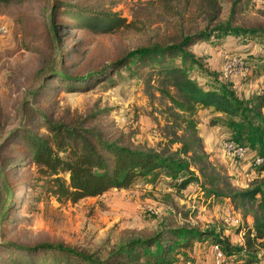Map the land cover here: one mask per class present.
Returning a JSON list of instances; mask_svg holds the SVG:
<instances>
[{"label":"rangeland","instance_id":"rangeland-1","mask_svg":"<svg viewBox=\"0 0 264 264\" xmlns=\"http://www.w3.org/2000/svg\"><path fill=\"white\" fill-rule=\"evenodd\" d=\"M220 1L222 22L264 30V0H244L236 13L234 0ZM62 2L80 12H117L130 25L114 33L94 34L66 23L75 18L60 9ZM0 21L9 29L6 36H0V264H16V255L8 252L9 248L42 243H65L106 259L130 240L177 227L210 231L229 237L234 246L243 244L244 234L237 229L242 227L245 232L252 217L245 216V209L237 208L230 197L213 194L214 187L203 178L181 189L180 181L164 172L155 181L144 178L128 190H110L103 197H88L74 204L60 203L46 193L45 178L38 174L20 135L24 129L46 135L42 126L46 116L55 123L94 128L109 141L135 148H179V143L172 145L171 141L189 138L191 131L183 122L179 126L173 123L172 103L159 91L157 75L149 85L146 76L110 68L141 47L173 45L186 35L205 30L196 2L179 1L170 7H163L158 0L0 2ZM226 40L222 47L203 43L188 48L201 64L192 66L194 76L205 86L228 85L252 110L250 100L264 89V37L250 38L244 44L232 35ZM212 41L220 42L219 38ZM224 52L242 55L250 64L248 74L224 80ZM60 72L67 77L94 76L75 80L68 87L65 80L58 79ZM108 75H113L115 86L104 80ZM262 113L264 117V108ZM250 114L242 112L233 118L200 106L191 116L185 114L197 125L209 163L229 176L220 184L224 192L264 186L261 167L250 174L242 169V163L249 164L258 155L264 157V145L256 144L264 136V121H251L247 118ZM245 122L254 130L247 141L257 150L249 148L248 157L230 167L221 141ZM230 217L241 218L242 225L227 221ZM195 242L193 247L179 248L173 264H216L215 241ZM158 249L154 246L151 251ZM236 258L227 256L226 264H244ZM141 264H149L146 256Z\"/></svg>","mask_w":264,"mask_h":264},{"label":"trees","instance_id":"trees-1","mask_svg":"<svg viewBox=\"0 0 264 264\" xmlns=\"http://www.w3.org/2000/svg\"><path fill=\"white\" fill-rule=\"evenodd\" d=\"M13 1L24 0H0L3 3ZM158 1L163 7H170L179 1L196 2L206 22L205 30L186 35L179 43L173 45L156 43L141 47L118 60L110 70L119 72L126 68L132 75L141 78L146 76L145 81L149 85L157 75L160 79L159 91L172 103L169 109L173 123L179 126L183 122L191 131L189 138L172 140V145L180 144L175 150L170 148V145L160 151L135 148L109 141L94 128L55 123L44 116L42 126L48 131L46 135L26 129L20 132L26 144V153L37 166L40 177L45 178L46 193L60 203L74 204L88 197H103L110 190L129 189L143 178L155 181L164 172L180 181L178 186L181 189L194 181L200 182L203 178L214 187L211 190L213 194L230 197L237 208L245 209V216L252 217V224L247 226L245 232L241 230L242 227L237 229L239 233L244 234L243 244L234 246L229 237L210 231L177 227L157 232L150 237L130 240L106 259L65 243H42L31 247L15 245L9 248L8 252L16 255V264H141L145 256L149 264H173L174 254L179 248H190L194 246L195 241L208 239L220 243L229 260L237 257L236 260L244 264H264V186L258 185L238 191L220 190L222 180L229 179V176L223 175V169L209 163V154L198 135L197 125L191 117L186 116L194 114L200 106L205 109L213 108L214 111L233 118L242 112L251 111L247 118L251 121H264V92L255 94L250 100L249 103L254 105L251 110L228 85H203L195 78L192 69L194 64H201L195 61L196 55L188 51L191 46L203 43L217 46L219 44L222 47L229 35L236 36L238 41L244 44L250 38L264 37V30L246 29L233 26L231 22H222L220 0ZM242 1L244 0H234L233 13L237 12V7ZM60 9L75 18L66 23L79 25L94 34L114 33L130 25L127 19L117 12H80L64 2ZM213 38H219L220 42L213 43ZM177 59H180V62H177ZM147 67L150 69L142 73L141 69ZM199 69L205 70L202 67ZM57 77L60 81L65 80L68 87H71L75 80L86 81L89 78L67 77L64 72H60ZM104 80L115 86L113 75L106 76ZM253 131L252 126L245 122L237 130L233 128L229 138L248 149H254L253 143L247 141ZM256 144L258 147L264 145L263 135ZM192 167L195 169L192 170ZM260 167L264 171V163ZM211 169L212 173L209 172ZM154 246L159 248L156 252L151 251ZM146 249L148 251H145Z\"/></svg>","mask_w":264,"mask_h":264},{"label":"built area","instance_id":"built-area-1","mask_svg":"<svg viewBox=\"0 0 264 264\" xmlns=\"http://www.w3.org/2000/svg\"><path fill=\"white\" fill-rule=\"evenodd\" d=\"M9 33L8 26L0 21V36H6ZM224 57V68H223V77L224 80L241 76L243 74H248L249 66L246 62V59L242 55H234L228 54L227 52L222 53ZM264 89H260L258 94L263 93ZM221 147L226 156L231 160L230 167H234L240 164L244 159L248 157L249 149L246 146H243L236 142L233 138H224L221 141ZM264 163V159L261 156H255V158L248 164V167L244 170L248 174L254 172V169L259 168ZM247 174V175H248ZM151 212L157 213V210L148 207ZM229 222H234L239 227L242 225V220L239 217L236 218H227ZM213 253L215 255V263L216 264H226L227 262V254L223 249L222 245L218 242L213 243Z\"/></svg>","mask_w":264,"mask_h":264},{"label":"crops","instance_id":"crops-1","mask_svg":"<svg viewBox=\"0 0 264 264\" xmlns=\"http://www.w3.org/2000/svg\"><path fill=\"white\" fill-rule=\"evenodd\" d=\"M236 79H238V78H241V76H238V77H235ZM250 151V150H249ZM254 151V150H253ZM246 163H247V161H246ZM246 163H242V169L243 170H245L247 167H248V164H246ZM144 179V178H143ZM142 180V179H141ZM123 190H128V189H123Z\"/></svg>","mask_w":264,"mask_h":264}]
</instances>
